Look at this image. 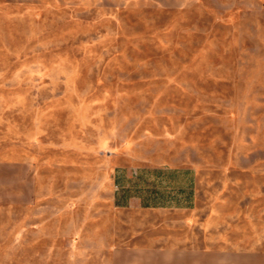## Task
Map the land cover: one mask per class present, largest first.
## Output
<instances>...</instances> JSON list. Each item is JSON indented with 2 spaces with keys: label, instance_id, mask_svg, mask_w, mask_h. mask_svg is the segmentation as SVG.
<instances>
[{
  "label": "rangeland",
  "instance_id": "374dc122",
  "mask_svg": "<svg viewBox=\"0 0 264 264\" xmlns=\"http://www.w3.org/2000/svg\"><path fill=\"white\" fill-rule=\"evenodd\" d=\"M148 166L195 170L207 246L119 264H264V0H0V264Z\"/></svg>",
  "mask_w": 264,
  "mask_h": 264
},
{
  "label": "crops",
  "instance_id": "0c3cea01",
  "mask_svg": "<svg viewBox=\"0 0 264 264\" xmlns=\"http://www.w3.org/2000/svg\"><path fill=\"white\" fill-rule=\"evenodd\" d=\"M135 175L134 178L128 173L115 175L116 189L92 227L44 233L42 264H119L121 255L176 247L161 242L162 230L179 233V246L205 249L207 222L196 213L195 170L148 166ZM166 212L180 216L159 214Z\"/></svg>",
  "mask_w": 264,
  "mask_h": 264
}]
</instances>
